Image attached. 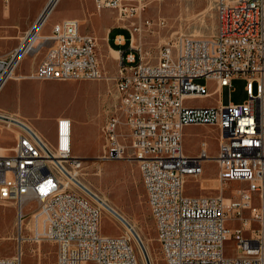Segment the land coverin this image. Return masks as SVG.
Here are the masks:
<instances>
[{
    "label": "built area",
    "instance_id": "built-area-1",
    "mask_svg": "<svg viewBox=\"0 0 264 264\" xmlns=\"http://www.w3.org/2000/svg\"><path fill=\"white\" fill-rule=\"evenodd\" d=\"M93 1L96 10L114 12L117 23L127 26L129 53L117 51L114 77H104L97 39L81 35L77 20H62L50 34L35 36L49 6L19 46L0 57V92L15 79L112 81L114 92L107 94L113 100L100 129L102 155L110 162L130 157L137 163L158 253L168 252L163 263L264 264V0H205L215 10L214 34L178 36L154 63L132 46L133 36L152 26L139 21L141 0ZM116 41L121 47L122 39ZM43 50L36 70L17 76L22 59ZM235 79L245 81L240 104L231 101ZM198 80L215 82L217 99L225 88L227 104L186 107L187 98L209 96ZM117 102L126 103V116H117ZM17 127L14 145L0 147V200L17 207L16 252L0 257V264H22L23 245L42 242L55 245V264H138L128 237L100 233V207L74 182L72 174L83 161L72 155L71 120H56L51 143ZM186 127L215 132L216 156L208 154L205 141L197 154H185ZM205 161L216 165L219 195H186L187 178H200ZM233 183L238 187L227 193ZM27 202L37 204L29 209L30 236L24 224ZM52 213H60L61 224H53ZM228 241L231 256L224 252Z\"/></svg>",
    "mask_w": 264,
    "mask_h": 264
},
{
    "label": "rangeland",
    "instance_id": "rangeland-1",
    "mask_svg": "<svg viewBox=\"0 0 264 264\" xmlns=\"http://www.w3.org/2000/svg\"><path fill=\"white\" fill-rule=\"evenodd\" d=\"M141 4H144L145 7L140 13L139 21L148 20L152 23V26L150 29L143 28L140 34L134 35V46L151 63L156 61L160 49L178 36L208 38L215 32V10L211 2L205 0H141ZM56 14L57 18L63 17L65 15L64 6L57 7ZM114 14H112V17L115 19ZM103 16L106 15L103 13ZM158 19L163 21L162 25H157ZM113 22L119 28L124 27L116 20ZM122 30L128 32L127 26ZM115 35L114 32L108 33L110 39H113ZM125 37H128V35H125ZM95 38L97 39V56L104 77L112 78L115 76L118 66L117 61L108 53L106 33L101 36L95 35ZM5 45L0 41V48L5 47ZM127 49V47L123 49L125 54L129 53ZM43 52L44 50L41 52V56ZM33 57L35 56H27L24 61L25 68L29 67ZM196 82L203 84V80ZM244 86L245 81L242 79L232 81L234 93L231 96V101L233 103L240 104L246 99ZM108 90L113 94V82L105 79L80 82L9 81L0 92V109L9 115L21 113L26 122L31 124L32 121V126L37 129L39 135L50 143L54 138L52 118L58 115L70 119L73 127L72 155L83 161L80 168L76 170L77 178L87 185L91 193L93 192L97 197L104 200L107 205L133 227L148 251L150 264H164L160 252L158 253L154 226L146 205L137 163L130 157L110 162L104 160L102 155L103 141L100 129L105 120L106 109L110 108L113 100L112 96L107 94ZM255 91L254 85L253 92ZM222 96L223 101L227 103V90L223 91ZM205 100H198L196 103H202ZM3 121L6 122L7 120ZM13 124L18 126L15 123ZM6 128L8 126L0 122V147L2 148H9L14 145L15 135L12 129L20 133L18 127L10 126L11 129L9 130L11 131ZM202 141L207 143L208 154L213 157L216 156L218 144L215 132L206 127H186L183 130L185 154H197ZM202 169L203 172L200 178H187L184 185L185 194L188 196L219 195L220 191L215 181L217 173L215 163L205 161L202 164ZM236 187H238V184H230L226 189L227 193L230 189ZM223 197L228 196L224 195ZM94 201L96 202V200ZM97 202L100 203V200ZM31 207L35 209L37 204L30 205L27 202L24 205V224L27 225V231L25 232L27 236H30L33 230L32 223L29 220V209ZM100 210V233L107 237L121 235L128 237L138 264H146L144 253L131 233L127 232L111 213L102 207H100ZM16 221L17 207L15 204L11 201L0 200V257H11L16 252ZM224 252L228 256L234 254L232 242L225 243ZM55 263L56 247L53 243H26L23 245L22 264Z\"/></svg>",
    "mask_w": 264,
    "mask_h": 264
},
{
    "label": "crops",
    "instance_id": "crops-1",
    "mask_svg": "<svg viewBox=\"0 0 264 264\" xmlns=\"http://www.w3.org/2000/svg\"><path fill=\"white\" fill-rule=\"evenodd\" d=\"M60 5L64 6L65 15L57 18L56 10ZM49 6L51 9L45 24L37 32L39 37L50 34L53 24L66 19H75L80 24L79 32L81 35H92L95 37V35L101 36L106 33L108 53H110V50L117 53L118 50L123 51L126 47L129 50V43L128 45L126 44L128 37H125V35L129 36L128 32L123 31V27L119 28L114 24L113 21L116 18L112 17V14H114L112 11L107 9L96 10L93 0H0V41L6 44L5 47L0 48V57L7 56L19 46L22 38L28 35ZM86 13L89 15L87 16ZM103 13L106 16H103ZM113 32L116 35L113 39H110L108 33L111 34ZM117 38L122 39L121 47H119L118 41H116ZM32 56L35 57L32 58L27 68L24 67V61L27 59V56L22 59L17 70V76H28L36 70L42 56L41 54ZM13 81H16V79ZM203 84H205L209 96L187 98L184 102L186 107L211 108L227 104L223 101L222 96L223 91L226 90L225 88L220 89V97L217 99L214 96L216 89L215 82L207 81L203 82ZM211 86L213 88H210ZM202 99L206 100L202 103H196ZM58 118V115L52 118L54 127ZM33 128L35 129L34 126Z\"/></svg>",
    "mask_w": 264,
    "mask_h": 264
},
{
    "label": "bare ground",
    "instance_id": "bare-ground-1",
    "mask_svg": "<svg viewBox=\"0 0 264 264\" xmlns=\"http://www.w3.org/2000/svg\"><path fill=\"white\" fill-rule=\"evenodd\" d=\"M208 7H210V6H208ZM209 9V8H208ZM206 12V11H205ZM38 30L39 29H37V30H35V36L37 37V38H39V35H38ZM134 43H135V38H134V36H133V39H132V46L134 47ZM110 56L114 59V60H117V58H118V53H116V52H114V51H112V50H110ZM23 115L21 114V113H16V114H14V115H9V114H6V112H4L3 110H1L0 109V122H2V123H4V124H6L7 126H8V128L7 129H11V128H9L10 126H13V127H16L17 128V126L16 125H14L13 123H15V122H17V123H20V124H22V125H24L26 128H28L30 131H32L34 134H36L41 140L43 139L40 135H39V132L38 131H36V129H34L33 128V126H32V124H29L28 122H26V120L24 119V116L22 117ZM117 116H126V103L125 102H118V106H117ZM3 118H6V119H3ZM7 120L6 122L5 121H3V120ZM11 122H13V123H11ZM16 124V123H15ZM11 131V130H10ZM12 132L14 133V135H15V137L19 134L18 133V131H16V130H13L12 129ZM4 150V149H3ZM101 160V159H100ZM100 162H104V161H100ZM106 162V161H105ZM72 177L73 178H75L76 179V181L79 183V184H81L87 191H89L90 193H91V190L87 187V185H85L80 179H78L77 178V175H73L72 174ZM85 192V191H84ZM86 193V192H85ZM93 193V192H92ZM91 193V194H92ZM89 196V195H88ZM93 196H95L97 199H99L100 200V203L99 202H97V200H96V202H97V204H98V206L99 207H102V208H104L107 212H109V213H111L110 211H109V209H107V207L108 208H110L111 210H113L109 205H107L105 202H104V200H102L101 198H99V197H97L94 193H93ZM90 197V196H89ZM93 200H95L93 197H91ZM98 200V201H99ZM106 204L105 206H107L106 208L105 207H103L102 206V204ZM149 209V208H148ZM114 211V210H113ZM115 212V211H114ZM112 214V213H111ZM113 215V214H112ZM123 218V217H122ZM117 219V218H116ZM124 219V218H123ZM52 220H53V224H61V215H60V213H52ZM125 220V219H124ZM119 221V220H118ZM126 221V220H125ZM120 222V221H119ZM127 222V221H126ZM128 223V222H127ZM120 224L126 229V231L127 232H129V229L123 224V223H121L120 222ZM130 225V224H129ZM130 227L133 229V227L130 225ZM144 247V250H145V253H146V255H147V257H148V259H149V254H148V251H147V249H146V247L145 246H143ZM160 255H161V257H162V260H168V252H160Z\"/></svg>",
    "mask_w": 264,
    "mask_h": 264
},
{
    "label": "water",
    "instance_id": "water-1",
    "mask_svg": "<svg viewBox=\"0 0 264 264\" xmlns=\"http://www.w3.org/2000/svg\"><path fill=\"white\" fill-rule=\"evenodd\" d=\"M18 126H20L21 128H23V129H25V130H27V128L24 126V125H22V124H20V123H17V122H15ZM77 185H78V187L84 192H86V194L87 195H89L90 197H93L95 200H97L98 201V199L95 197V196H93V194H91L89 191H87L81 184H79L78 182H76V181H74ZM105 206V205H104ZM105 207H107V206H105ZM107 209H109V211L113 214V216L115 217V218H117V220H119L121 223H123L128 229H129V232L131 233V235L134 237V239L136 240V242L138 243V245H139V247L141 248V250H142V252L144 253V256H145V261H146V264H150V262H149V260H148V257H147V255H146V253H145V250H144V248H143V245H142V243H141V241H140V239H139V237H138V235L136 234V232L130 227V225L119 215V214H117L116 212H114L113 210H111L110 208H108L107 207Z\"/></svg>",
    "mask_w": 264,
    "mask_h": 264
},
{
    "label": "trees",
    "instance_id": "trees-1",
    "mask_svg": "<svg viewBox=\"0 0 264 264\" xmlns=\"http://www.w3.org/2000/svg\"><path fill=\"white\" fill-rule=\"evenodd\" d=\"M126 43H127V44L129 43V42H128V40H127V42H126ZM124 45H126V44H124Z\"/></svg>",
    "mask_w": 264,
    "mask_h": 264
}]
</instances>
